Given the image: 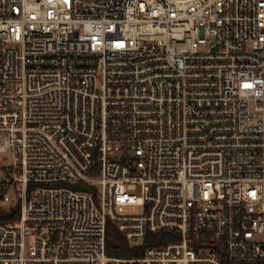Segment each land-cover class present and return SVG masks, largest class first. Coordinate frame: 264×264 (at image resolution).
I'll use <instances>...</instances> for the list:
<instances>
[{"label":"built area","instance_id":"2783aa9c","mask_svg":"<svg viewBox=\"0 0 264 264\" xmlns=\"http://www.w3.org/2000/svg\"><path fill=\"white\" fill-rule=\"evenodd\" d=\"M0 155V264L264 262V0H0Z\"/></svg>","mask_w":264,"mask_h":264},{"label":"trees","instance_id":"16d2710c","mask_svg":"<svg viewBox=\"0 0 264 264\" xmlns=\"http://www.w3.org/2000/svg\"><path fill=\"white\" fill-rule=\"evenodd\" d=\"M0 218L5 220H16L17 210L13 215H0ZM162 243L161 245H163ZM149 247V238L145 242V248ZM143 249H132L128 241L118 232L116 227L111 223L107 222V246L106 254L111 258H132L142 256ZM252 264H264V262H257Z\"/></svg>","mask_w":264,"mask_h":264},{"label":"rangeland","instance_id":"374dc122","mask_svg":"<svg viewBox=\"0 0 264 264\" xmlns=\"http://www.w3.org/2000/svg\"><path fill=\"white\" fill-rule=\"evenodd\" d=\"M10 165H11V158L7 155H0V182L4 181L5 177L9 174ZM137 245H138L137 242L133 243V246H137Z\"/></svg>","mask_w":264,"mask_h":264}]
</instances>
